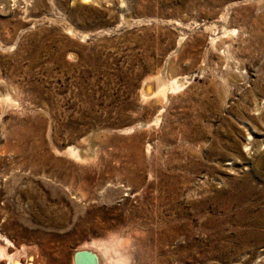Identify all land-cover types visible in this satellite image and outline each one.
Masks as SVG:
<instances>
[{"label":"rangeland","instance_id":"obj_1","mask_svg":"<svg viewBox=\"0 0 264 264\" xmlns=\"http://www.w3.org/2000/svg\"><path fill=\"white\" fill-rule=\"evenodd\" d=\"M256 94L264 0H0V264H264Z\"/></svg>","mask_w":264,"mask_h":264},{"label":"bare ground","instance_id":"obj_2","mask_svg":"<svg viewBox=\"0 0 264 264\" xmlns=\"http://www.w3.org/2000/svg\"><path fill=\"white\" fill-rule=\"evenodd\" d=\"M151 78H153V80L155 82V87H154L155 89H154L153 93L154 94H159L160 96L162 95L163 97L165 96L168 88L169 87L174 88L176 86V83H177L175 81H171L170 82V86H169V83L167 84L168 81L165 82L164 80H162L161 78H159L157 76L155 77V79H154V77H151ZM148 83L149 82L146 79V80H144V83L142 84L145 87H147L146 89L144 87V89L146 91L143 94H147L148 92L150 93V91L152 90V89H148ZM159 95H157V96H159ZM162 96H161V99H162ZM164 99H165V97H164ZM259 99L260 100L261 99L264 100V94H256V100L252 104L253 106L250 108V111H249L248 114H243V113L240 114L242 123H244V126L246 127V129L249 130V135H253L252 140H249L250 138L248 139L246 137L247 139H246V141L244 143V146H248V145H250L251 147L254 146L255 145L254 135H262L263 131H264V103L259 102ZM263 142H264V138H263ZM233 145H234V143H233ZM232 149H234V148H232ZM71 151H73V150H71ZM78 155L80 156L79 153H78ZM256 167L258 168V169H256V172H257L256 175H258L259 179L262 180V182L264 183V155L259 158V161L257 162ZM241 197L244 198V199H242L243 201L244 200H248V199H250L252 197H255V198L259 199V203H257V204L245 203L246 205L243 206L244 209L241 211L240 216H239L238 221H237V223L241 226L240 228L242 230H239L237 235L240 234V236H242L241 238H243L244 241H246L247 239H249V237H251L252 240L255 242L257 247H262L263 246L262 242L264 241V206H262V203L264 202V187L261 190H253L252 188L246 189L245 191L242 192ZM259 197H261V199ZM242 226L243 227H248V229H243ZM103 239L104 238H102L101 240H96L95 239V240H93V241H91L89 243H85L80 248H78L76 250V251H81V250L89 251V252H91L94 255V260H92V258H88V257H81L79 259V264H113V263H115V264H124L125 263V262L122 263L121 261H115V262L112 261L115 258L116 259H119V258L118 257H115V258L113 257L114 258L113 259L110 256V253H111V250H112L110 248V244H109L110 241H107L106 239L103 240ZM118 246H117V248H118ZM1 249H2V247H1ZM3 250H4V247H3ZM113 250L115 251V249H113ZM116 251H117V249H116ZM119 252H121V251H119ZM1 253H2V251L0 250V254ZM113 254H115V253H113ZM113 254H112V256H113ZM2 255H3V253H2ZM115 255H117V254H115ZM8 257H9V258H7L8 259V264H19L18 262H19L20 259L17 260L18 262H16L14 260V257L12 255V253L10 254V256L8 255ZM73 260H74V257H73ZM22 263L20 261V264H22ZM28 264H30V263H28ZM73 264H75V260L73 261Z\"/></svg>","mask_w":264,"mask_h":264},{"label":"water","instance_id":"obj_3","mask_svg":"<svg viewBox=\"0 0 264 264\" xmlns=\"http://www.w3.org/2000/svg\"><path fill=\"white\" fill-rule=\"evenodd\" d=\"M73 257L75 260V264H79V259L81 257H88V258H92V260H94V255L91 252L85 251V250L75 251Z\"/></svg>","mask_w":264,"mask_h":264}]
</instances>
